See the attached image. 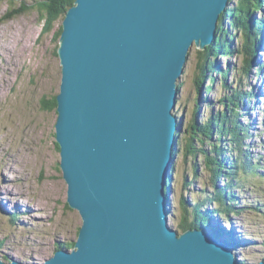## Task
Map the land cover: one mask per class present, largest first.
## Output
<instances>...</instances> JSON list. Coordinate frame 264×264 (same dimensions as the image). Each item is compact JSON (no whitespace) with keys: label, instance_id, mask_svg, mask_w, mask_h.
I'll list each match as a JSON object with an SVG mask.
<instances>
[{"label":"water","instance_id":"obj_1","mask_svg":"<svg viewBox=\"0 0 264 264\" xmlns=\"http://www.w3.org/2000/svg\"><path fill=\"white\" fill-rule=\"evenodd\" d=\"M229 1L76 0L68 9L54 128L66 201L83 224L72 251L44 264L242 263L166 220L178 83L190 48L216 39Z\"/></svg>","mask_w":264,"mask_h":264},{"label":"rangeland","instance_id":"obj_2","mask_svg":"<svg viewBox=\"0 0 264 264\" xmlns=\"http://www.w3.org/2000/svg\"><path fill=\"white\" fill-rule=\"evenodd\" d=\"M27 3L30 1L27 0ZM12 8L19 10L24 6L15 0H0V260L2 263L3 260H15L43 264L53 258L56 251H72L73 248L66 249L63 246L67 243L75 244L83 224L79 211L70 208L66 201L68 185L62 177L60 150L55 139L54 125L58 114L55 107L51 106L61 85V65L57 55L60 39H56V33L63 21L59 20L51 32L44 34L43 22L36 10L23 12L12 18ZM252 16L258 17L262 22L257 31L261 39L253 44L248 70H243L241 54H236L234 59L211 57L213 66L216 64L218 68L228 71L224 77L218 73L206 72V75H214L215 78L213 90L209 94L202 91L200 93L197 87L196 77L200 73L197 56L200 50L190 48L188 52L179 80L178 100L173 110L176 116L180 113L181 129L177 139L182 147L177 148L178 152L171 164L172 178L169 173L171 192L168 196L172 204L167 224L174 226L173 229L177 228L179 217L183 213V201L195 205L201 200L205 210H212V206H215L206 197L213 192L211 172L207 167L208 158L203 162L202 157L193 159L189 156L186 159L184 156L186 140L191 136L189 126L195 119V108L200 110L195 121L199 123L200 119L215 115L223 109L220 99L231 94L234 85L242 92L252 95L263 90L264 4ZM232 43L234 49L239 51L243 38L233 40ZM248 100L252 101V98L248 96V99L245 97L240 101L238 119L259 132L255 120L250 123L245 116L251 114L252 103ZM233 101L236 102L235 99ZM255 101L253 99V104ZM245 102H248L245 108L249 111L244 108V112L242 107ZM256 109L263 112L264 104ZM261 118L263 119V115ZM256 137L251 133L245 143H255L254 140H259ZM212 142L214 144V140ZM257 144L260 145L261 142ZM217 183L221 187L225 181ZM249 184L253 187L246 190L245 194L238 193L239 199L247 202L246 205L239 204L243 211L238 216L228 217L232 224H228L227 230L233 231L234 235L228 241L231 243L230 254H233V258L246 264H259L264 259V181L253 177ZM233 196L238 199L236 194ZM251 204H255L253 211L244 209V206ZM2 205L13 208H3ZM220 218L213 221L214 225L219 222L226 224L224 215H220ZM195 230L204 233L201 229ZM237 230L243 232V236L236 234ZM218 233L215 234L218 236ZM206 234L210 235L209 231ZM223 234L229 236L228 233ZM238 235L250 242L248 247L236 249L244 242ZM236 236L242 239L241 242ZM223 245L226 246L224 243ZM60 247L61 250L58 249Z\"/></svg>","mask_w":264,"mask_h":264},{"label":"trees","instance_id":"obj_3","mask_svg":"<svg viewBox=\"0 0 264 264\" xmlns=\"http://www.w3.org/2000/svg\"><path fill=\"white\" fill-rule=\"evenodd\" d=\"M15 1L17 3L21 2V6H24V8H21L19 10L12 8V18L15 16H19L26 11L36 10L43 22V33L47 34L53 30L54 25L59 20H64L66 12L74 5L76 0H29L30 3H27V0ZM263 4L264 0H230L229 6L219 18L216 29V39L203 51L198 52L197 62L198 70L200 73L196 77V80L197 87L200 93L202 91L205 94H209L213 90L212 84L215 78L213 75H206V72L211 73L212 71L214 73L223 75V77L227 75V72H225V70L223 69H214L211 57L217 58L218 56H221L227 59L229 57H232L233 59L236 58L237 52H235V47L232 43L233 40H240V37L243 38V45L238 53L245 58L246 64H248V62L250 63L252 56L251 51H253L252 48L254 46L253 44L257 42L259 33H257V31L261 28L262 25L261 20L258 17H253L252 14L258 7H261ZM61 34L62 26L59 27L56 33L57 40L60 39ZM220 70H222L224 73ZM243 70L246 71L248 70V68H245L244 66ZM257 72H260V69H257ZM178 88L180 89V84L178 85ZM233 99H235L236 102H234ZM243 99H245V95L238 89V86L234 85L231 94H226L222 99H220V104H222L223 109H220L219 112H217L215 115H208L206 118L200 119L199 123L195 122L197 119V114L200 111L199 108L196 107L194 114L195 119L189 126L191 136L188 140H186V145L184 146V156L186 157V159L189 156H192L193 159L202 157L204 162V159L206 161V158H208V170L211 173L216 174V177L223 173L222 170H226V172L229 174L230 178L227 179V176H225V180H227L228 182L227 188L219 189L216 191V197L219 199L222 206L233 201L231 192L232 188H240V185L243 181L249 183L250 175L256 176L254 164L251 161V158L246 160L245 164L241 162L244 159L243 156L245 155L244 150L241 148L237 150L236 153H234V150L231 151V154L229 155L231 160L230 169H225V167L222 166V162L223 160H225V156L223 158L222 155L224 154H222L221 152V149L224 150V148L222 147L223 143H226L229 140V142L233 145V143L236 142L235 138L238 139L236 129L242 126L241 124H239L240 121L238 119V108L240 101ZM44 106L47 107L48 105H46L45 103ZM51 106L57 108L55 97L51 101ZM213 140L214 144L212 142ZM215 141L218 142V145H215ZM175 144L176 145L173 148V157H175L176 153L178 152L177 148H182L181 145L177 143L176 138ZM203 147L205 149H203ZM57 148L58 150H60L58 145ZM225 148H228V146H226ZM210 154L221 159L218 160L217 158H213ZM242 167L244 168L242 169ZM171 172H173L172 167L169 170V173ZM240 172L244 173V177L241 176ZM170 182L171 180L169 179L168 183ZM230 187L231 189L229 190ZM225 191H228L226 192V197ZM207 200L209 201L210 199ZM202 203L203 202L201 200L197 202V207L200 208L201 205H203ZM235 205L236 203H233V206ZM182 208L183 213L186 215L187 207L185 208V205L183 203ZM223 208H231V210H227L226 212L233 211L232 207L225 206ZM235 209L237 208L235 207ZM238 210L242 212L243 208L234 211L235 215L237 216L240 215V212ZM220 212L221 215H224L223 213H225V210L220 208L219 210L214 211V213L216 214H220ZM169 213L170 212H168V214ZM193 214L194 219L192 221H189L187 217L183 215V218L179 220L176 229L178 231H181V233L190 229H199L197 228V225H199L200 223H205V218L202 217L200 210L198 211L194 209ZM172 224L174 225V223ZM201 230L205 232L208 231L207 228ZM209 233L212 236H215V234L211 233L210 230ZM63 247L71 249L74 248V244L67 243Z\"/></svg>","mask_w":264,"mask_h":264},{"label":"bare ground","instance_id":"obj_4","mask_svg":"<svg viewBox=\"0 0 264 264\" xmlns=\"http://www.w3.org/2000/svg\"><path fill=\"white\" fill-rule=\"evenodd\" d=\"M259 39H261L259 36L257 37V40H259ZM235 52H237L236 54L237 55H239L240 56V54L238 53V51L235 49ZM249 64V63H248ZM61 65V64H60ZM242 66H245V68H248L249 66L246 64V61H245V58L243 57V65ZM185 67V66H184ZM226 72H227V70H226ZM263 74H264V72H263ZM264 76V75H263ZM263 83H264V79H263ZM246 84V83H245ZM246 86V85H245ZM263 90L262 91H259V93L257 92V94L256 93H254L253 95H252V93L251 94H247L246 92H242L241 90V92L245 95V97L248 99V96L249 97H251L252 98V101H249L250 103H252L251 104V107H250V109H251V114H249L248 116L247 115H245L246 116V118L250 121V123H252L253 122V120H255V123L258 125V127H259V129H258V127H256L258 130H259V132H257V130H253L254 128L252 127V126H248L246 123H243L242 124V122H239V124H241L242 126L241 127H238V129H236V132H237V134H238V139L237 138H235L236 139V142H234L233 143V145L229 142V140L226 142V143H223V145H222V147L224 148V150H222L221 149V152H222V154H224V155H222L223 156V158H224V156H225V160H223V162H222V166H224L225 167V169H230L231 168V160H230V154H231V151L232 150H234V153H236L237 152V150H239L240 148L241 149H243L244 150V152H245V155L243 156V160L241 161L242 163H244L245 164V162H246V160H248L249 158H251V161L253 162V164H254V168H255V172H256V176H252V175H250V177H249V182H250V179L252 178L253 179V177H259L260 179H262L263 181H264V163H263V161H264V133H262V132H264V111L263 112H260V111H258L256 108L258 107V108H260V105L263 103L264 104V87L262 88ZM253 99H255L256 101H255V103L253 104ZM248 105V102H245V104L243 105V107H242V104H241V107H242V109H243V111L245 112V109L246 110H248L249 111V109H247V108H245V106H247ZM256 106V107H255ZM245 108V109H244ZM263 110V109H262ZM258 113V114H257ZM262 115H263V119L261 118L262 117ZM180 122H181V120L179 119L178 120V127H179V124H180ZM250 125V124H249ZM263 127V128H262ZM180 131V130H179ZM261 131V132H260ZM176 132H177V134H176ZM176 132H175V138H176V141H177V143H178V139H177V137H178V134H179V132H178V129L176 130ZM254 132V133H253ZM253 134V136L255 137V136H257V137H259V140H254V142L255 143H253V142H251V143H245L248 139H249V137H250V134ZM260 134H263V135H261L260 136ZM252 136V135H251ZM256 137V138H257ZM258 139V138H257ZM257 142H261V144L259 145V144H257ZM253 143V144H252ZM216 145H218V144H216ZM226 146H228V148H225ZM256 154V155H255ZM211 155V154H210ZM212 156V155H211ZM213 158H217L218 160L219 159H221V158H219V157H215L214 155L212 156ZM172 164V163H171ZM221 168H223V167H221ZM244 167H242V169H243ZM219 170H221V169H219ZM223 171V173L222 174H220L218 177H216V174H213V173H211V182H212V185H213V192L212 193H210V194H208L206 197L208 198V199H210L209 200V202H210V204H213V203H215V206H212V210H205L206 208H204V204L203 205H201V207L199 208V207H197L198 206V204L196 203L195 205H192V204H188L187 203V201H183L182 203L185 205V208L187 209V211H186V215L184 214V213H182L181 214V216L179 217L180 218V220L183 218V215H185V217H187V219L189 220V221H192L194 218H193V211H194V209L195 210H200V212H201V214H202V217L203 218H205V222H206V228H209L208 229V231L210 230L211 232L213 231V234H215L216 232L218 233V231H220V233H218V236L216 235V237L215 236H212L211 234L210 235H208V234H206V232L204 231V233H203V236H204V238H205V240H207V241H209V242H214V244L217 246V247H219V246H221V247H223L224 249H227V250H229L230 251V253H231V243L229 242L230 240H232V238H233V231H231V230H227L228 228V224H230L232 221H231V219H229L228 217H232V216H235V210H237V209H240V207H242V206H240V205H246L247 204V202L246 203H244V202H242L240 199H239V197H238V193L240 192V194L239 195H241V194H245V192H247L246 190H248V189H250L251 187H253V186H251L249 183H247V182H242V184L240 185V188H232L231 189V187L229 188V190L231 189V192H232V202H229V203H226L225 205H221V203H220V201H219V199L216 197L217 195H216V191L217 190H219V189H223V188H227V186H228V182H227V180H225V176H227V179L228 178H230V176H229V174L226 172V170H222ZM194 172H196V170H194ZM240 174H241V176L242 177H244L243 176V174L244 173H242V172H240ZM171 175H172V172H171V174H170V177H171ZM224 175V176H223ZM172 178V177H171ZM217 181L219 182V181H225V183H224V185H221V187H219L218 185H220V184H218L217 183ZM186 184H187V182H186ZM222 184V183H221ZM234 190H236L235 192H234ZM170 183H168V194H170ZM226 192H228V191H225V197L227 196V193ZM242 192V193H241ZM234 194H236V196H237V198L238 199H235V197L233 196ZM216 198V199H215ZM213 200V201H212ZM233 203H236V205L235 206H233ZM172 204V202L170 201V198H169V196H168V212H169V209H170V205ZM240 204V205H239ZM239 205V206H238ZM189 206V207H188ZM225 206H228V207H232V210L233 211H231V212H226L227 210H231V208L230 209H224L223 207H225ZM2 207L3 208H13V207H9V205H2ZM235 207L237 208V209H235ZM254 207H255V204H251V205H248V206H244V209H249V210H251V211H253V209H254ZM199 208V209H198ZM220 208H222L223 210H225V213H223L224 214V218L225 219H223V220H225L226 221V224H221L220 222L218 223V225H214V220L216 219V220H218V219H221L220 218V215H221V212H220V214H216V213H214V211L215 210H219ZM240 213H241V211L240 210H238ZM166 220H167V218H166ZM168 223V222H167ZM213 223V224H212ZM232 224V223H231ZM204 225V226H203ZM224 227H223V226ZM174 227V226H173ZM196 227V226H195ZM204 227H205V223H200L199 225H197V228H199V229H204ZM175 228V227H174ZM81 229V228H80ZM190 230H192V229H190ZM193 230H195V229H193ZM233 230V229H232ZM195 231H197V230H195ZM201 231H203V230H201ZM215 231V232H214ZM186 232V231H185ZM185 232H183V233H185ZM197 232H200V231H197ZM79 233V232H78ZM223 233H228L229 234V236H224V234ZM240 233V235H242L243 236V232H238V230H237V233L236 234H239ZM240 235H238V236H240ZM238 236H236L237 237V240H244V242H243V244H239V246L240 247H237L236 249L238 250V249H242V248H246V247H248L249 246V244H250V242L248 241V240H245L242 236H240V237H242V239H238ZM246 238V237H245ZM214 239H215V241H214ZM230 239V240H229ZM247 239V238H246ZM229 240V241H228ZM241 242V241H240ZM223 243L228 247H226V246H224L223 245ZM230 245V246H229ZM59 250H61V247L59 248ZM233 255V254H232ZM54 257V256H53ZM238 261H240V262H242L241 260H239L238 259ZM261 262H263L264 263V259L261 261ZM261 262H259V263H261ZM25 264H28V263H25ZM38 264V263H37ZM44 264V263H43ZM242 264V263H241ZM249 264H253V263H249Z\"/></svg>","mask_w":264,"mask_h":264}]
</instances>
